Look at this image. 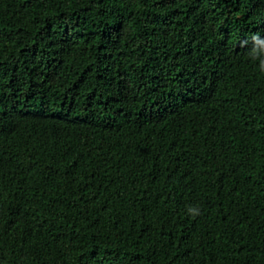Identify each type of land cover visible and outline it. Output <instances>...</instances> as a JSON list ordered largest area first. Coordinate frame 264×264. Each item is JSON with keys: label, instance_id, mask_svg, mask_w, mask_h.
<instances>
[{"label": "trees", "instance_id": "trees-1", "mask_svg": "<svg viewBox=\"0 0 264 264\" xmlns=\"http://www.w3.org/2000/svg\"><path fill=\"white\" fill-rule=\"evenodd\" d=\"M252 34L264 0H0V264H264Z\"/></svg>", "mask_w": 264, "mask_h": 264}, {"label": "clouds", "instance_id": "clouds-1", "mask_svg": "<svg viewBox=\"0 0 264 264\" xmlns=\"http://www.w3.org/2000/svg\"><path fill=\"white\" fill-rule=\"evenodd\" d=\"M250 43L251 47L248 48L247 57L254 63H257L261 72H264V36L259 34H252L250 38L241 41L242 46L248 47ZM190 215L196 216L199 214V210L195 206H190L187 209Z\"/></svg>", "mask_w": 264, "mask_h": 264}]
</instances>
